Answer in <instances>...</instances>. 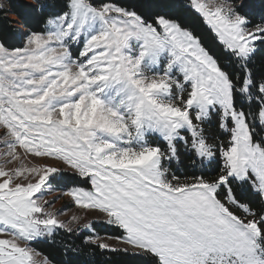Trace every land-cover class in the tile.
<instances>
[{
    "label": "snow or ice",
    "instance_id": "obj_1",
    "mask_svg": "<svg viewBox=\"0 0 264 264\" xmlns=\"http://www.w3.org/2000/svg\"><path fill=\"white\" fill-rule=\"evenodd\" d=\"M21 7L40 27L22 47L0 41V264H53L33 245L76 235L50 210L53 191L122 230L108 238L124 248L80 237L100 250L142 264H264V0Z\"/></svg>",
    "mask_w": 264,
    "mask_h": 264
},
{
    "label": "trees",
    "instance_id": "obj_2",
    "mask_svg": "<svg viewBox=\"0 0 264 264\" xmlns=\"http://www.w3.org/2000/svg\"><path fill=\"white\" fill-rule=\"evenodd\" d=\"M5 3V11L0 12V41L5 43V46L10 50L22 47L24 42L23 34L28 33L30 30H36L40 27L34 16H26L24 9L21 7L23 4H35L37 0H3ZM7 13V14H5ZM193 22L196 24L198 32L203 34L207 41H213L215 37L212 35L209 28L204 25L198 17H194ZM23 28L24 33L20 28ZM260 57H258V62ZM216 129L212 128L215 133ZM183 160V157H182ZM187 175L192 174L191 165L179 163ZM94 229L101 235L107 236H120L122 231L114 227H104L103 225L94 224ZM75 236H71L63 231H58L55 245L48 243L38 242L33 247L41 253L44 259L53 261V264H142L141 260L123 252H109L100 250L96 245L83 244L80 237L92 235L85 232L82 228L76 230ZM97 233V234H98ZM64 243L78 247V251L65 253L63 250Z\"/></svg>",
    "mask_w": 264,
    "mask_h": 264
},
{
    "label": "rangeland",
    "instance_id": "obj_3",
    "mask_svg": "<svg viewBox=\"0 0 264 264\" xmlns=\"http://www.w3.org/2000/svg\"><path fill=\"white\" fill-rule=\"evenodd\" d=\"M20 29L22 30V33H24L23 28L21 27ZM23 44H24V42H23ZM23 44H22V46H23ZM207 131L213 133L212 129H207ZM215 134L218 135L217 130L215 131ZM4 137H6V130L3 129L2 127H0V140H2ZM18 151H20V150L18 149ZM46 160H47V158L28 157V159L24 161V164L28 165L29 161H32L33 163H37V162L38 163H44V162H46ZM47 162H51V161H47ZM20 164H21L20 161H16L12 164H9L8 167L14 168V167L20 166ZM61 167H62V165H61ZM171 170L173 172H175V174L177 176H180L182 179L185 176H190V175H187V173L183 171V169L180 167L179 163H173L171 165ZM84 186L88 187L87 184H85ZM54 187H55V185H54ZM45 199L49 202V204H52V202H55L54 206H52L50 208V210L57 215V218L59 220L68 224L69 227H71L72 229L76 230L78 228H82L85 232L92 234V236H100L102 238V240L97 241V243L105 242V243L111 244L113 247H116V248L127 247V245H124V244L118 242L116 239H109L108 238V237H112V236H107V235L101 236L96 231V229H94V224L103 225L104 227H108V228L112 227V226L107 225V223H106L107 218L103 213H100L96 210H86V209L78 207L75 204V202L72 200V198L68 197L67 195H64L62 191H53V192H51V194H46ZM73 217H77L78 222L74 221ZM85 224H90L92 226V228L91 229L84 228L83 226ZM0 238H4V237H0ZM37 260L42 262L45 259L41 255H39V256H37Z\"/></svg>",
    "mask_w": 264,
    "mask_h": 264
}]
</instances>
